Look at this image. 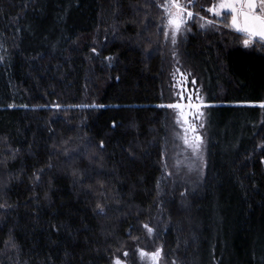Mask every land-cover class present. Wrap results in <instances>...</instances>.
Wrapping results in <instances>:
<instances>
[{"label":"trees","instance_id":"1","mask_svg":"<svg viewBox=\"0 0 264 264\" xmlns=\"http://www.w3.org/2000/svg\"><path fill=\"white\" fill-rule=\"evenodd\" d=\"M213 1L178 48L206 116L204 166L181 179L165 0H0V264H264V48Z\"/></svg>","mask_w":264,"mask_h":264},{"label":"rangeland","instance_id":"2","mask_svg":"<svg viewBox=\"0 0 264 264\" xmlns=\"http://www.w3.org/2000/svg\"><path fill=\"white\" fill-rule=\"evenodd\" d=\"M181 3L187 5L188 0H181ZM218 3L219 0H214L208 9ZM188 6L191 7V5ZM221 11L222 14L229 13V15L225 17H229V20H227L230 22L231 10L223 9ZM205 18L206 19L200 18V22L196 21L200 27L203 24L204 26L202 28L204 29L213 25L212 23H207V20H211L209 17ZM192 19L193 17L186 20L185 25H183L180 31L177 32L175 43H173V37L171 34L172 28L168 25V17L165 12V32L167 31V35H165V41L167 44V57L170 58V61H168V71L164 85L168 100V128L166 131L167 136L165 139L163 160L167 166V169L170 170L171 168H174L175 174L181 179H186V177L190 175L191 177L194 175L198 176L199 167L202 168L204 166V148L206 142V116L202 97L198 95L197 92L195 93V91L192 90V83L188 80L186 72L183 71V68H185V62L178 59V48L181 45L180 43L185 39V36L192 29ZM229 25H227L228 28L235 30ZM213 27L218 28V25L214 24ZM235 32L238 31L235 30ZM245 38V35L242 34L241 40L243 41ZM189 82L191 84H189ZM173 104L183 105L184 107L182 111L186 115H181V109L179 108L169 107V105ZM189 105H199V108H193ZM201 125L203 126L201 127ZM189 126H194L195 133ZM185 134H187L190 140H194V134H199L201 136L202 140L200 142V149L198 151L194 152L191 147L184 143L183 137ZM121 260L124 262L123 259ZM203 260V257H199L198 259H193L191 264H206V262ZM138 262L139 264H154L150 257L145 256L142 258L140 251L138 253ZM112 264H114V261ZM124 264L127 263L124 262ZM156 264H167L166 258L163 259V257H161L159 254ZM172 264L175 263L173 262Z\"/></svg>","mask_w":264,"mask_h":264},{"label":"snow or ice","instance_id":"3","mask_svg":"<svg viewBox=\"0 0 264 264\" xmlns=\"http://www.w3.org/2000/svg\"><path fill=\"white\" fill-rule=\"evenodd\" d=\"M195 0H188V4L185 5L181 3V0H166L165 3L160 5L165 9L166 15L168 17V25L172 28V37L173 43H175V37L178 31H180L181 27L185 25L187 19H191L194 15H199V13H195L192 11V7L194 6ZM223 9L231 10V21L230 27L234 28L239 33L245 35V39L243 40V44L245 47L253 46L254 44H259L262 48H264V0H219V3L213 5L208 9L209 12L214 13L216 16H220L222 14ZM201 19H206L205 17H201ZM207 23H212L211 20H207ZM204 25L202 24L201 27ZM167 35V31L165 32ZM93 51H96L93 49ZM261 107H264V101L260 102ZM193 108H199V105H189ZM169 107L179 108L181 109V115H186L183 113V105L181 104H173L169 105ZM203 125H201L202 127ZM192 131L195 133L194 126H189ZM202 138L199 134H194V140H190L187 134L183 137V141L186 145L192 148L194 152L200 149V142ZM264 144V141L261 142ZM103 144V141H101ZM264 159V158H262ZM101 211H103V207L97 205ZM145 228H148V231L151 232L152 229L145 225ZM162 249L157 248L154 252L146 253L144 249H140L141 257H150L154 264L157 262V258L161 253ZM127 255V253H125ZM114 264H124V262L120 258H116L114 260Z\"/></svg>","mask_w":264,"mask_h":264}]
</instances>
